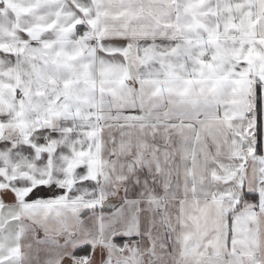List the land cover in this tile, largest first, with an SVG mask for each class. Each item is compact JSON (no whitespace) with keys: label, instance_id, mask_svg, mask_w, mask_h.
Returning a JSON list of instances; mask_svg holds the SVG:
<instances>
[{"label":"snow or ice","instance_id":"snow-or-ice-1","mask_svg":"<svg viewBox=\"0 0 264 264\" xmlns=\"http://www.w3.org/2000/svg\"><path fill=\"white\" fill-rule=\"evenodd\" d=\"M154 7L0 0V264H23L29 234L59 264H132L140 241L149 240L146 222L123 205L140 185L129 188L123 178L120 201L102 189L103 103L130 96L136 106L113 118L142 122L148 114L138 102L166 93L201 107L215 103L214 118L237 129L235 167L221 163L211 173L227 185L210 198L219 220L206 244L189 252L212 264L219 232L233 264H264L259 245L239 246L236 236L238 224L244 239V224L251 228L264 211V0H164L160 7L175 11L164 35L154 27ZM249 159L257 161L258 190L242 178ZM245 202L250 211L236 215Z\"/></svg>","mask_w":264,"mask_h":264},{"label":"crops","instance_id":"crops-1","mask_svg":"<svg viewBox=\"0 0 264 264\" xmlns=\"http://www.w3.org/2000/svg\"><path fill=\"white\" fill-rule=\"evenodd\" d=\"M143 2L155 5L150 15L156 18L154 27L158 33L164 35L167 30L163 25L172 22L174 9L160 7L164 0ZM122 100L103 103L100 120L103 139L97 156L108 177L102 184L107 194L116 193V200H123L126 186L121 181L125 177L130 181L127 187L132 183L140 185L135 201L123 205L146 222L149 240L148 244L140 241V251L134 254L132 264H199L189 248L205 245L212 234V224L219 220V209L214 212L210 203L212 194L217 192L211 173L215 166L213 159L218 157L220 146L226 144L225 140L221 143V134L228 136L230 127L214 118L215 103L201 107L172 93L146 95L139 101L148 114L142 122L115 119V112L136 106L130 96ZM197 111L203 114L200 119L193 115ZM101 151L103 159L99 161ZM247 166L253 169L247 172V186L249 190H258L257 161H250ZM259 213L264 217V211ZM115 215L119 213L105 219H114ZM218 235V239L213 237L218 257L212 264H233L222 234ZM64 242L60 240L61 244ZM23 264H59V261L48 259V252L29 234L24 241Z\"/></svg>","mask_w":264,"mask_h":264},{"label":"rangeland","instance_id":"rangeland-1","mask_svg":"<svg viewBox=\"0 0 264 264\" xmlns=\"http://www.w3.org/2000/svg\"><path fill=\"white\" fill-rule=\"evenodd\" d=\"M236 131H237V129L230 127V130L228 131V136L227 135L224 136V134H221L222 135L220 137L221 143L224 140L226 141L227 150L225 149L226 148V144H225V145L220 146V148H222V149L220 150V152L217 153L218 154V164H221V163L224 164V166L226 168H228L230 171L232 169V166H233V168L235 167V162L233 161V156L236 153H234L233 149L236 146L233 144V138H234ZM250 161H253V160L249 159V162L247 163V165H249ZM245 167L247 168V172L248 171L252 172V170H253L252 167L250 170H249L248 166H245ZM240 171L243 172V168ZM247 172L245 175H243V177H242L243 179H246ZM234 178H235V173H233V175L229 177V179H234ZM223 184L224 183L220 182V186H224V188H226L227 185H225V184L223 185ZM225 204H226V208L224 209L225 214H226V212L230 213L232 211V209L230 208V206L227 203H225ZM205 205H207V204H205ZM189 206L190 205H188V210H189ZM195 208H196L195 205H193V209H195ZM206 209L207 208H205L204 210L206 211ZM217 210L218 209L216 208V212H217ZM249 211H250V209H249L248 203L245 202L244 208L240 212H237L235 214L236 215H245ZM214 212H215V207H214ZM223 231H224V233H226V229H224ZM241 231H242L241 227L238 224L236 236H237V239L239 240V246H246L248 243L258 244L260 247L261 256H262V258H264V217H263V215H261L260 213H258L256 215L255 220L252 221V227L251 228H249V226L247 224H244V226H243L244 239H240ZM222 238H223V235H222ZM223 240H224V238H223ZM226 250L229 251L228 256L231 258V261H233L230 250L228 248H226Z\"/></svg>","mask_w":264,"mask_h":264},{"label":"trees","instance_id":"trees-1","mask_svg":"<svg viewBox=\"0 0 264 264\" xmlns=\"http://www.w3.org/2000/svg\"><path fill=\"white\" fill-rule=\"evenodd\" d=\"M213 160H215V166H217V165H219L218 164V157H215ZM247 166V165H246ZM232 168H233V166H232ZM224 185V184H223ZM213 187H215V189H217V191L218 190H222V189H225L224 188V186H220V182H214L213 181Z\"/></svg>","mask_w":264,"mask_h":264}]
</instances>
